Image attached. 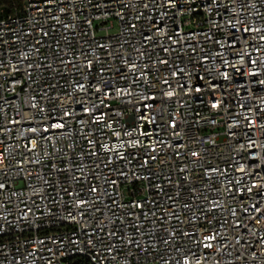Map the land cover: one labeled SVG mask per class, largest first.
Segmentation results:
<instances>
[{"label":"built area","instance_id":"obj_1","mask_svg":"<svg viewBox=\"0 0 264 264\" xmlns=\"http://www.w3.org/2000/svg\"><path fill=\"white\" fill-rule=\"evenodd\" d=\"M0 3V264H264V0Z\"/></svg>","mask_w":264,"mask_h":264},{"label":"trees","instance_id":"obj_2","mask_svg":"<svg viewBox=\"0 0 264 264\" xmlns=\"http://www.w3.org/2000/svg\"><path fill=\"white\" fill-rule=\"evenodd\" d=\"M0 3L4 8V15L18 11L22 5L21 0H0ZM74 264H86V262L82 259H77Z\"/></svg>","mask_w":264,"mask_h":264}]
</instances>
